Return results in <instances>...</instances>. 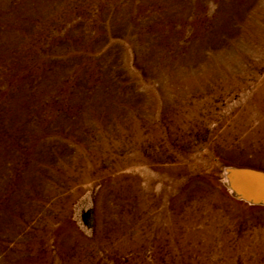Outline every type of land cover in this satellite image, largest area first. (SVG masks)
I'll return each mask as SVG.
<instances>
[{
	"label": "rangeland",
	"instance_id": "374dc122",
	"mask_svg": "<svg viewBox=\"0 0 264 264\" xmlns=\"http://www.w3.org/2000/svg\"><path fill=\"white\" fill-rule=\"evenodd\" d=\"M0 264H264V0H0Z\"/></svg>",
	"mask_w": 264,
	"mask_h": 264
}]
</instances>
